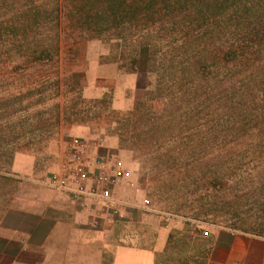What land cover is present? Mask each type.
I'll return each mask as SVG.
<instances>
[{
    "label": "trees",
    "instance_id": "obj_1",
    "mask_svg": "<svg viewBox=\"0 0 264 264\" xmlns=\"http://www.w3.org/2000/svg\"><path fill=\"white\" fill-rule=\"evenodd\" d=\"M83 41L121 71L145 66L131 115L168 148L172 203L195 194L197 215L264 239V0H0V181L9 148H36L79 113Z\"/></svg>",
    "mask_w": 264,
    "mask_h": 264
},
{
    "label": "rangeland",
    "instance_id": "obj_2",
    "mask_svg": "<svg viewBox=\"0 0 264 264\" xmlns=\"http://www.w3.org/2000/svg\"><path fill=\"white\" fill-rule=\"evenodd\" d=\"M77 51L76 69L81 73V78L78 77L80 89L77 90L81 96L77 107L79 113L64 121L60 128H44L43 131L51 136L40 146L9 148L13 149V153L9 152L7 164L2 170L8 179L0 181V225L11 208L33 210L34 201L44 199L52 191L46 184L50 175L59 171L66 161L67 141L74 137L89 141L103 137L113 138L118 142V147L108 150L130 170L129 178L122 183L118 193L122 194L119 197L127 204L126 208L132 210L134 219L129 224V220L124 217L121 224L116 226V246H126L132 240H141L143 247L153 250L163 248L183 256H211L217 238L229 234H244L228 228L224 223L214 222L213 218L197 215L202 202L194 200L197 198L195 194L188 196V202L184 206H177L175 201L172 203L171 198L181 186L176 188L179 180L176 170L166 160L168 148L163 147L153 136L148 140L149 137H145L142 131L145 128L140 121L141 115H131L136 111L137 102L144 98L147 84L151 81L146 75L145 66L142 65L140 70L136 101L132 98L134 91L127 87L130 75L127 71L130 70L124 69L123 75L128 76L123 81L122 91L117 93L111 90L99 95L89 90V80L94 75L93 67L98 62H105L102 61L103 58L106 61H112L113 58L107 57L108 48L100 41H83ZM63 93L68 98L72 95L69 87H64ZM115 102L124 103L125 108L115 107ZM52 104L54 103L51 102L48 107L53 108ZM156 153H162L160 159H157ZM182 178L186 180L187 188H191L192 177L182 175L180 179ZM180 183L182 182L179 185ZM146 199L151 201V211L142 209ZM189 200L191 204L188 206ZM207 263L223 264L213 257L209 262L207 258Z\"/></svg>",
    "mask_w": 264,
    "mask_h": 264
},
{
    "label": "crops",
    "instance_id": "obj_3",
    "mask_svg": "<svg viewBox=\"0 0 264 264\" xmlns=\"http://www.w3.org/2000/svg\"><path fill=\"white\" fill-rule=\"evenodd\" d=\"M93 70L89 80L91 92L104 95L111 90L122 91L128 75H123L118 64L98 62ZM140 75L141 71L128 77L127 87L134 91L133 101L139 90ZM114 105L125 108L124 103ZM97 138L88 140L87 147L95 169L99 167L97 161L109 158L108 148L118 147L113 138ZM46 185L52 191L44 199L35 200L33 210L13 207L5 216L0 225V264H179L180 260L183 264H208L207 258L209 262L212 257L223 264H264V239L245 234L220 236L211 256H200L195 263L189 262L190 255L143 247L141 240L116 246V226L124 217L132 224V210L123 207L122 218L101 219L94 227L90 225L91 211H81L69 195ZM120 186L115 191L119 199Z\"/></svg>",
    "mask_w": 264,
    "mask_h": 264
},
{
    "label": "built area",
    "instance_id": "obj_4",
    "mask_svg": "<svg viewBox=\"0 0 264 264\" xmlns=\"http://www.w3.org/2000/svg\"><path fill=\"white\" fill-rule=\"evenodd\" d=\"M88 144V140L79 137L67 141L66 161L59 171L50 175L47 183L69 195L81 211H91L90 225L96 227L101 219L122 218V208L127 204L115 196V191L129 178L130 170L114 154L97 161L99 167L95 169ZM151 207L149 199L143 201V210L151 211Z\"/></svg>",
    "mask_w": 264,
    "mask_h": 264
}]
</instances>
